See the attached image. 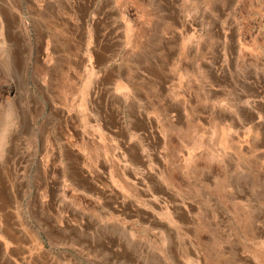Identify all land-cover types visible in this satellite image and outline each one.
Instances as JSON below:
<instances>
[{"label": "rangeland", "instance_id": "obj_1", "mask_svg": "<svg viewBox=\"0 0 264 264\" xmlns=\"http://www.w3.org/2000/svg\"><path fill=\"white\" fill-rule=\"evenodd\" d=\"M0 264H264V0H0Z\"/></svg>", "mask_w": 264, "mask_h": 264}, {"label": "crops", "instance_id": "obj_2", "mask_svg": "<svg viewBox=\"0 0 264 264\" xmlns=\"http://www.w3.org/2000/svg\"><path fill=\"white\" fill-rule=\"evenodd\" d=\"M74 5V4H73ZM70 21V20H69ZM68 31L70 32H75L76 35H74V40L80 43L87 42L89 40L90 32L91 29L88 24L81 23L79 26H74L72 23H69L68 26ZM68 41H71V37L68 39ZM109 48L102 49L100 50L101 55H105L109 53ZM97 51L93 53V56H96ZM83 55V52L81 53ZM88 57V56H87ZM86 57V58H87ZM49 122L48 125L51 127H60L62 124V120H58L57 122L53 119H48ZM55 122V123H54ZM53 136H51L52 138ZM48 137L46 140V147H47V158H46V168L48 169L49 173H56L57 175L64 174L65 170L72 171V181L74 183H81V182H86L89 179V176L84 170L81 169V157L80 154H75L74 152L71 154H68L66 156L64 152V148L58 146V141L59 137L55 136V139L57 140L56 143L52 142V139ZM127 148H133L136 150V152L140 151L138 145H133V146H127ZM137 152V153H138ZM26 163V162H25ZM48 186L51 188V190H56L59 191L61 184L59 178L55 179H49L48 180ZM187 206V205H186Z\"/></svg>", "mask_w": 264, "mask_h": 264}, {"label": "bare ground", "instance_id": "obj_3", "mask_svg": "<svg viewBox=\"0 0 264 264\" xmlns=\"http://www.w3.org/2000/svg\"><path fill=\"white\" fill-rule=\"evenodd\" d=\"M115 37V36H114ZM104 40V39H103ZM108 40V39H107ZM110 41V40H109ZM40 61V60H39ZM98 63V62H97ZM20 69V68H19ZM111 76V75H110ZM106 81V80H105ZM103 96V94H101ZM102 109V108H101ZM116 123V122H115ZM154 123V122H153ZM119 124V123H118ZM148 132V131H147ZM244 150V149H243ZM100 193V192H99Z\"/></svg>", "mask_w": 264, "mask_h": 264}]
</instances>
